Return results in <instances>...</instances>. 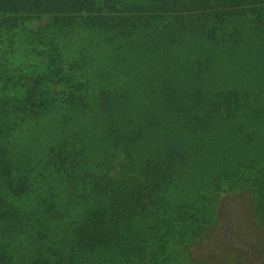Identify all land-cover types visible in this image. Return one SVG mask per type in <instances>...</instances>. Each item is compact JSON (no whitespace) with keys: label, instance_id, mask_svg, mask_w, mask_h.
<instances>
[{"label":"trees","instance_id":"1","mask_svg":"<svg viewBox=\"0 0 264 264\" xmlns=\"http://www.w3.org/2000/svg\"><path fill=\"white\" fill-rule=\"evenodd\" d=\"M161 16L171 17L172 26L184 32L234 47L241 40L242 22L252 19L264 27V0H142L126 5L121 0H0V234L14 242L32 229L25 222L52 219L50 213L67 218L70 229L67 245L59 244L56 235L44 234L48 239L32 264H263L254 247L264 239V170L228 189L219 178L209 179L184 199L174 198L171 189L185 152L173 144L146 153L137 147L140 133L131 134L112 119L110 103L116 96L108 92L98 103L106 113L107 135L124 151V173L112 174L107 158L99 162L87 156L75 133L46 145L44 163L50 171H41L40 180L31 159L23 161L20 146L29 127L42 130V120L54 108L88 105L84 82L75 73L81 65H70L68 72L64 60L71 51L81 55L86 46L74 48L80 40L69 36L113 31L129 37ZM34 18L45 22L32 28ZM9 50L14 54L5 63ZM15 51L27 60L15 64ZM12 62L24 79L25 72H35L29 85L21 82L22 92L13 99L9 94L18 79L9 72ZM57 86H63L62 92ZM194 96L199 113L194 115L201 126L234 118L248 100L236 89L198 90ZM51 176H59L66 191L57 202L48 190L54 211L35 217L33 211L13 205L40 191L49 177L54 183ZM7 249L0 252V264L7 261Z\"/></svg>","mask_w":264,"mask_h":264},{"label":"rangeland","instance_id":"2","mask_svg":"<svg viewBox=\"0 0 264 264\" xmlns=\"http://www.w3.org/2000/svg\"><path fill=\"white\" fill-rule=\"evenodd\" d=\"M141 1L121 0L124 5ZM170 19L169 16L154 18L129 37L113 31H76L69 36L72 40H80L74 48L86 46L81 49V55L71 51L65 54L64 60L68 72L70 65H81L76 67L75 73L84 82L88 105L77 110L54 108L49 118L42 120V130L33 125L25 131L24 147L20 149L23 161L31 159L35 174L50 171L44 163L46 145L65 133L77 135L78 143L86 146L87 156L99 162L102 158L111 160L112 174L125 172L124 151L107 135L106 113L98 103L99 96L106 92L116 96L110 103L112 119L118 120L131 134L140 133L137 147L145 148L146 153L156 146L173 144L185 152L186 159L171 189L174 198L184 199L209 179L219 178L228 189L231 185L244 184L256 171L264 170V27H259L255 20H245L241 23L240 42L227 47L203 35L184 32L172 26ZM44 22L45 19L34 18L29 26L34 28ZM10 50L4 58L5 63L14 54H10ZM14 56L15 64L27 60L21 51H15ZM13 62L9 72L18 79V84L9 94L11 99L20 96L21 82L29 85L35 74L25 72V79L20 77L21 72L13 70ZM56 89L62 92L60 89L64 88L57 86ZM225 89L245 92L247 103L234 118L212 120L201 126L196 120L199 113L195 109L194 94L198 90ZM16 137L22 138L18 134ZM51 177L54 183H50L49 177L43 181L49 184L40 191L35 190L20 203L15 200L13 205L33 211L35 217L44 215L45 211H54L50 192L61 202L66 191L59 176ZM52 215L50 213L52 219L49 220L41 218L40 223L36 219L25 222L32 229L14 242L10 243L11 240L7 241V237L0 234V252L4 247L15 246L13 250L7 249L5 264H32L38 249L48 239L42 238L44 234L56 235L54 238L59 244L67 245L70 230L67 218L58 219ZM44 225L49 228L45 229ZM137 226L142 229L141 221ZM254 248L264 264V239L256 241Z\"/></svg>","mask_w":264,"mask_h":264}]
</instances>
